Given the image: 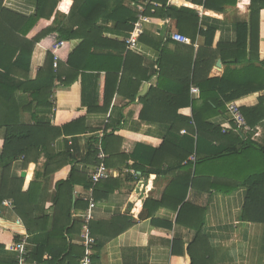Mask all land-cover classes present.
Masks as SVG:
<instances>
[{
    "label": "crops",
    "instance_id": "0c3cea01",
    "mask_svg": "<svg viewBox=\"0 0 264 264\" xmlns=\"http://www.w3.org/2000/svg\"><path fill=\"white\" fill-rule=\"evenodd\" d=\"M2 1L6 8L23 17L30 18L37 14L38 0ZM150 1L142 0V3L129 5L137 11V20L130 32L116 29L111 21L100 20L102 37H96L98 41L93 49L87 47L81 53L71 77L73 82L69 86L62 82L65 79L62 75L69 67L66 65L69 54L77 49L82 40L76 38L67 41L59 49L55 47L58 36L53 33L35 45L28 79L35 81L38 78L48 52L54 53V49L57 50V67L53 63V72L58 73V77L51 94L43 99H37L30 92H17L22 122L29 125L44 123L51 128L62 129V134L51 142L52 149L55 155L60 156L68 154L70 150L73 157L53 159L48 170H45L48 162L45 154L39 157L38 162H30L28 166L23 158L13 163L11 177L24 179L23 190L29 189L31 184L35 186L31 200L23 203L20 209L28 211L25 220H22L12 197L5 199L0 206V264L14 262L17 254L13 247L23 240L28 250L26 264H40V259L43 260L41 264H79L83 249H86L83 244L85 223L90 236L96 240L91 248V264H202L206 259L205 254L207 264H264V223L242 219L247 187L231 186L229 191L212 187L214 182L216 185L226 182L227 171L218 167L223 164L221 162L205 164L203 170L211 173V181L207 178L197 179L187 192L185 201L205 210V249L199 243L192 245L195 263L188 252L194 232L177 223L181 206L176 210L173 208L184 195V184L179 180V184L177 182L169 189V207L161 206L153 218L148 216L153 209L145 206L147 200L161 201L172 181L179 174H188L186 163L195 159L193 154L184 157L192 146L189 137H185L186 129L174 131L175 127L178 129V125L184 124L182 116L192 117L193 100L199 98L201 93L199 84L193 80V64L192 72L189 71L191 60L202 54L206 57V65L211 60V53H218L220 43H235L238 24L250 20L251 0H237L224 12L205 9L200 4L201 0H169L170 6L194 10L195 14L181 16L182 23L194 24L198 19L199 27L204 32L213 29V35L201 32L193 35L186 27L180 29L177 19L173 17L145 15V5ZM73 5L74 0H60L52 17L41 18L28 37L32 38L42 29L59 24V21L55 22L57 14L69 15ZM141 18L143 32L138 37L137 49L132 50L128 47L127 39ZM75 25V29H78ZM259 29L257 45L261 62L264 60V9L260 14ZM174 33L189 37L190 42L174 40ZM122 44L126 45L123 51L126 60L123 92L114 95L107 109L103 86L108 80L106 76L112 75V70L117 67L115 56L120 54L118 49L121 51ZM104 69L109 72L106 73ZM225 70L226 65L218 54L209 78H221ZM190 74V98H187V92L180 90L179 86L187 85ZM121 75L122 71L119 72ZM9 81L18 84L24 79ZM132 81H142L134 99L130 94L135 88ZM145 85L148 87L140 95ZM193 87L199 88L200 93H192ZM262 95L264 91L254 92L229 103H236L240 108L254 106ZM170 98L173 101L167 103ZM178 98L179 103H174V99ZM97 106L103 107L97 111L90 110ZM175 114L180 117L176 119ZM211 122L220 125L223 133L235 131L228 112L213 115ZM224 127H227L226 130ZM93 139H98L97 151L102 148L110 170L109 186H103L98 193H110L105 199L94 197L96 204L88 211L89 203L85 200L89 191L86 187L87 177L97 165L93 157H88ZM252 140L264 145V124L257 127ZM222 144V141H214L208 145L207 151L212 152L214 147H221ZM3 145L4 132L0 129V153ZM179 162L186 168L176 169ZM171 167L175 168L172 170ZM153 170L170 171L155 173ZM1 172L0 169V181ZM72 173L77 178V184L69 215L65 203L55 204V196L57 183L66 180ZM193 177L195 179V175ZM154 218L160 220V224L154 223ZM169 223L171 227L165 225ZM178 241L184 242V245L181 247ZM175 242L179 252L174 251Z\"/></svg>",
    "mask_w": 264,
    "mask_h": 264
},
{
    "label": "trees",
    "instance_id": "16d2710c",
    "mask_svg": "<svg viewBox=\"0 0 264 264\" xmlns=\"http://www.w3.org/2000/svg\"><path fill=\"white\" fill-rule=\"evenodd\" d=\"M59 2L60 0H38L37 14L34 17L27 18L6 8L3 5V1L0 0V129L4 132V145L0 153V169L2 171L0 206L5 199L12 197L22 220H25V217L28 216V211L20 209L28 200H31L35 184H31L30 188L24 191V179L19 177L16 178V181L11 177L13 163L23 158L24 164L28 166L30 162H38L39 157L45 154L48 161L45 165V170H48L53 159L57 157H73L70 150L67 151L68 154L60 156L55 155L52 149L51 142L54 141L58 134H62V129H54L44 123L29 125L22 122V109L17 102V92H30L37 99H43L44 96L48 97L51 94L54 82L58 77V73L53 72L55 52L57 51L54 49V53L52 51L48 52L45 65L39 71L38 78L35 81L28 79L27 73L35 45L40 43L44 37L53 33L57 34L58 39L62 41V45L76 38L82 40L77 49L69 54L68 62L66 63L69 67L64 70L62 75L65 77L62 82L69 86L73 82L71 77H73L75 63L80 60L79 56L81 53L87 47H90V50L93 49L94 43L98 41L96 37H102L103 27L100 26V20L111 21L116 29L130 32L133 29V23L137 20V11H134L129 5L142 3V0H74V5L69 15L63 14L61 16L57 14L58 18L55 19V22L59 21V24L42 29L32 38L28 37L31 29L38 24L41 18L50 19L52 17ZM168 2L169 0H151L145 5L144 14L152 17L176 18L178 27L180 29L186 27L187 30L192 31L193 35L198 32L213 35V29H207L208 31L204 32V29L199 27L198 19L196 23L191 24L190 22V24L186 23V25L182 23V20L180 21L181 16L195 14L194 10L170 6ZM236 3L237 0L200 1V4L204 5L205 9L216 12H224L228 6ZM263 9L264 0H251L250 20L249 22L238 24L237 41L230 44L220 43L217 46L218 53H211V60L206 65V57L202 54H198L195 60H191V70L189 69V71L192 72L191 67L193 64V80L199 84L201 93L199 98L193 100L194 112L192 117L182 116L181 119L184 124L178 125V129L175 127L174 131H180L179 129L182 128L186 129L187 135L185 137H189L188 139L190 143L192 142V146L186 151L184 157H189L193 154L195 159L186 163L188 174L186 176L179 174L167 188L161 201L147 200L145 204L146 207L153 209L148 215L153 218L156 210L161 206L169 207V189H172L179 180L180 183L184 184V195L176 201L173 208L176 210L181 206L178 211L177 223L194 232V239L188 247V252L194 263L196 260L192 245L199 243V246L205 249L203 243L205 241L203 232L205 210L203 207L185 200L190 185L197 179L207 178L208 181H211V173H205L203 170L205 164L223 163L218 167L220 170L227 171L226 182L220 185H216L214 182L212 187L229 191L231 186H246L248 194L242 212V219L244 221L264 223V145L252 140L257 132V127L264 124V95L259 97L256 105L241 107L246 122L251 128L249 132L242 135L233 130L223 133L220 125L211 122L213 115L220 112L227 113V106L230 101L254 92L264 91V60L260 62V52L257 45L260 14ZM75 24H77L78 29H75ZM248 39H250L249 42ZM121 47V51L117 48L120 54L115 56L117 67L112 70V75L106 76L108 80L105 87L103 86L104 105L106 104L107 109L114 95L123 92L122 88L126 77V60L123 58V51L126 45L122 44ZM218 54L226 65L225 73L221 78H209L210 69L215 64ZM78 69L79 67H77ZM104 70L106 73L109 72L106 69ZM121 71L122 75L119 76ZM16 78L24 79V81L18 84L9 81ZM191 78L192 75L190 74L187 85L179 86L180 90L187 92V98H190ZM141 82H131L132 87L135 85L132 93H130L132 99L137 95ZM172 101L173 99L170 98L166 102L171 103ZM175 102L179 103V98L174 99ZM101 107L103 106H97L94 109L90 108V110H101ZM173 116L176 119L180 117L177 114ZM231 124L235 130L234 123ZM47 138H50V140H47ZM214 141H222L223 144L221 147H214L212 152L207 151L208 145ZM97 143L98 139H93L88 150V157H93L95 164L99 162L97 158ZM176 167L178 170L186 168L180 162ZM171 168L173 170L175 167ZM153 171L155 173H168L170 170ZM203 174L207 175L202 177L201 175ZM193 175H195V179ZM76 184L77 178L74 173L66 180H61L57 183L55 204L65 203L68 207L67 212L69 215L74 203L73 195ZM106 185L109 186L108 178L94 185L93 193L95 198L105 199L109 195L110 192H106V195H99L98 193L101 188L103 189V186L107 187ZM92 186L91 180L87 177V189ZM153 221L156 224L161 222L155 218ZM165 225L167 227L172 226L170 223ZM178 244L182 247L184 242L178 241ZM174 251L179 252L177 250V242H175ZM48 253L53 255L51 250H48ZM85 254L86 249H83L78 261L79 264H81L80 261ZM205 257H203L205 262L202 264H207L208 258L206 254ZM42 261L40 259L39 263L41 264ZM12 264H16V259Z\"/></svg>",
    "mask_w": 264,
    "mask_h": 264
},
{
    "label": "built area",
    "instance_id": "2783aa9c",
    "mask_svg": "<svg viewBox=\"0 0 264 264\" xmlns=\"http://www.w3.org/2000/svg\"><path fill=\"white\" fill-rule=\"evenodd\" d=\"M146 19V18H145ZM135 28L133 32L131 33V36L127 39V44L128 47L132 50H136L138 47V37L139 35L142 34L143 32V25H142V18L141 22L138 21L135 23ZM173 39L182 43H189L190 39L189 37L182 35L180 33H174L173 34ZM62 46V41L58 39V43H56L55 47L59 48ZM55 67H57V59L55 58L54 62ZM192 93L198 94L200 93V89L197 87H193ZM228 115L230 117L231 123H234L235 125V131L243 134L247 133L251 130V128L248 126L246 119L241 111V108L238 104L236 103H229L228 104ZM227 127H224L226 130ZM97 158L99 160L98 164L94 166L92 171L89 174V179L91 180L93 186L89 188L88 194L85 197V200L89 203L88 211H91V209L95 206L96 200L94 198V185L101 180L107 179L110 177V170L108 169L105 159L106 155L103 152L102 148L98 149L97 153ZM87 211V212H88ZM85 233L83 235L84 237V242L83 244L86 247V254L85 256L81 259L80 263L81 264H91L92 259H91V248L95 245V239L90 236L89 231H88V226L87 223L84 225ZM13 249L16 252V264H26L27 257H28V250H27V244L26 241H20L16 243L13 247Z\"/></svg>",
    "mask_w": 264,
    "mask_h": 264
},
{
    "label": "water",
    "instance_id": "95a60500",
    "mask_svg": "<svg viewBox=\"0 0 264 264\" xmlns=\"http://www.w3.org/2000/svg\"><path fill=\"white\" fill-rule=\"evenodd\" d=\"M219 64H220V62H219ZM147 87H148V86H147V85H145V87H144L143 91H142V92H140V95L144 93V91L146 90V88H147ZM23 175H25V173H23Z\"/></svg>",
    "mask_w": 264,
    "mask_h": 264
}]
</instances>
